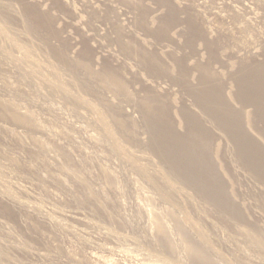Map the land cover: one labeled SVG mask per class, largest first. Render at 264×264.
<instances>
[{
    "label": "rangeland",
    "instance_id": "1",
    "mask_svg": "<svg viewBox=\"0 0 264 264\" xmlns=\"http://www.w3.org/2000/svg\"><path fill=\"white\" fill-rule=\"evenodd\" d=\"M0 264H264V0H0Z\"/></svg>",
    "mask_w": 264,
    "mask_h": 264
}]
</instances>
